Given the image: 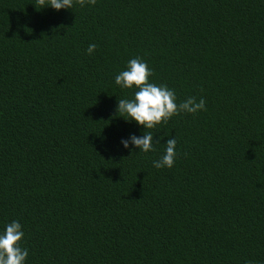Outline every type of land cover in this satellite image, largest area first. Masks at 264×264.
<instances>
[{"label": "trees", "instance_id": "1", "mask_svg": "<svg viewBox=\"0 0 264 264\" xmlns=\"http://www.w3.org/2000/svg\"><path fill=\"white\" fill-rule=\"evenodd\" d=\"M136 57L178 103L206 100L148 130L147 154L123 148L147 130L117 113ZM12 220L27 264H264V0H0V230Z\"/></svg>", "mask_w": 264, "mask_h": 264}, {"label": "clouds", "instance_id": "2", "mask_svg": "<svg viewBox=\"0 0 264 264\" xmlns=\"http://www.w3.org/2000/svg\"><path fill=\"white\" fill-rule=\"evenodd\" d=\"M42 9L51 8L59 12L72 9L75 4L84 7L86 4L95 5L96 0H37ZM97 50L96 44H90L87 53L93 55ZM154 72L148 63L140 57L127 61L124 70L115 75V84L122 89L135 90L134 97L119 98L117 113L128 123L146 129L142 135H131L122 139L121 144L129 151L139 150V153L157 151L152 130L161 124H167L173 117L187 113L196 115L206 111V100L201 97H188L183 102H177V94L167 85H158L151 81ZM126 117V118H125ZM163 140V138H161ZM177 158V140L171 138L163 148V155L153 161L156 169L174 167ZM25 239L24 227L19 220L4 224L0 230V264H27L29 251L23 246Z\"/></svg>", "mask_w": 264, "mask_h": 264}]
</instances>
